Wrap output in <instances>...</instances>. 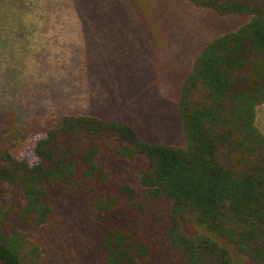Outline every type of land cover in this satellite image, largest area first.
<instances>
[{
	"label": "trees",
	"instance_id": "1",
	"mask_svg": "<svg viewBox=\"0 0 264 264\" xmlns=\"http://www.w3.org/2000/svg\"><path fill=\"white\" fill-rule=\"evenodd\" d=\"M220 14H244L238 30L206 45L185 78L179 111L186 146L140 139L126 123L66 115L14 154L0 149V259L44 264L23 223L39 226L58 194L80 191L96 211H124L101 234L104 264L180 256L187 264H264V0H190ZM132 159L139 187L113 182L100 156ZM192 228V231H188Z\"/></svg>",
	"mask_w": 264,
	"mask_h": 264
},
{
	"label": "rangeland",
	"instance_id": "2",
	"mask_svg": "<svg viewBox=\"0 0 264 264\" xmlns=\"http://www.w3.org/2000/svg\"><path fill=\"white\" fill-rule=\"evenodd\" d=\"M248 21L190 0H0V149L22 153L66 115L126 123L145 142L185 147L183 82L208 43ZM257 125L264 133V103ZM99 161L113 182L139 187L132 159L107 149ZM129 221L75 190L55 197L47 223L22 226L44 264H104L106 224ZM232 251L236 264H250ZM141 263L187 264L180 256Z\"/></svg>",
	"mask_w": 264,
	"mask_h": 264
}]
</instances>
